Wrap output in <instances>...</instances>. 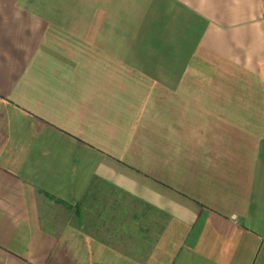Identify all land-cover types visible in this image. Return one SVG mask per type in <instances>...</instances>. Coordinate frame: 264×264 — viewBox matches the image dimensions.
<instances>
[{"label": "crops", "instance_id": "crops-1", "mask_svg": "<svg viewBox=\"0 0 264 264\" xmlns=\"http://www.w3.org/2000/svg\"><path fill=\"white\" fill-rule=\"evenodd\" d=\"M0 264H264V0H0Z\"/></svg>", "mask_w": 264, "mask_h": 264}]
</instances>
